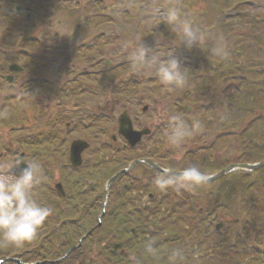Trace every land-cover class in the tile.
I'll use <instances>...</instances> for the list:
<instances>
[{
    "label": "flooded vegetation",
    "instance_id": "1",
    "mask_svg": "<svg viewBox=\"0 0 264 264\" xmlns=\"http://www.w3.org/2000/svg\"><path fill=\"white\" fill-rule=\"evenodd\" d=\"M0 3L7 4L0 16L3 31L10 26L15 28L14 33L27 45L39 47L45 42V38L33 35L46 25L43 20L52 27L53 0H0ZM83 25L76 24L78 28ZM27 33L32 35L26 39ZM45 33L52 35L53 28L45 29ZM103 35L95 39L89 34L78 53H74L76 47L72 44L61 47L63 50L54 62L61 66L67 61L66 69L70 68L71 74L76 71V79L67 84L55 80L54 92L48 90L51 95L40 91L45 90L44 85L28 87L27 92L37 89L46 92L47 96L39 99L50 102L48 105L53 109L49 133L54 147L48 172L52 181H41L37 175L43 167L35 171L28 163L34 180L13 178L12 185L22 193L42 190L41 195L53 198V206L48 207L41 198L36 201L40 211L49 213L48 219H42L37 211L26 207L28 201L34 204L31 201L36 199L24 198L23 207L18 206L25 215L23 223L31 213L34 222L41 223L40 228L50 229L49 232L53 229V264H264V209L254 205L264 201V168L251 174L242 169L250 161L248 157L242 156L236 162L225 153L220 152L218 157L217 142L230 137V123L222 124L228 128L226 131L223 128L225 132L220 133L216 142L210 138L213 120H206L202 126L201 119L191 118L199 114L196 105L177 107L181 111L174 118L164 117L155 123L145 122L144 115L152 111L147 106L142 110L143 119L124 111L133 131L149 132L132 146L120 134V118L114 116L117 107L108 106L109 102L100 105L88 98L95 92L94 87L82 81L95 74L101 79L105 77L110 63L103 59ZM89 52L98 53L96 65L103 59L102 67L91 72L88 64L81 71L74 70L82 62L72 64L69 59L78 56L83 60ZM145 57L141 54V61ZM17 59L8 66L0 64L1 82L5 79L10 83L13 78L10 83L13 84L16 74L40 75L46 67L51 68L46 62L52 58L45 54L27 52ZM13 66L21 70L13 71ZM35 81L39 83L40 79ZM29 102L34 107L33 101ZM47 107L36 104L33 109ZM107 124L112 126L108 130ZM171 138L174 143H170ZM245 151L251 152L250 148ZM223 155L224 165L219 163ZM19 156L13 158V167ZM225 170L228 172L213 182L168 174L190 173L205 179ZM10 188L9 184H0V189ZM249 191L257 192L259 200L249 196ZM239 197L244 207L251 205L243 213L244 218L240 206L234 205ZM3 219L8 222L7 216Z\"/></svg>",
    "mask_w": 264,
    "mask_h": 264
},
{
    "label": "rangeland",
    "instance_id": "2",
    "mask_svg": "<svg viewBox=\"0 0 264 264\" xmlns=\"http://www.w3.org/2000/svg\"><path fill=\"white\" fill-rule=\"evenodd\" d=\"M0 5H3L1 16L7 4ZM43 22L46 25L39 29L40 33L33 35L37 39L45 38L39 47L25 44L22 38L20 41L15 28L7 27L6 33L0 26V64H13L20 54L27 52L52 58L46 62L51 68L46 67L40 75L16 74L13 84L6 83L5 79L1 82L0 73V156L4 154L0 159V184L11 187L0 189V260L3 264L53 263V229L49 232L50 229L40 228L41 223L34 222L35 216L31 213L25 218L28 222L23 223L24 214L18 207L19 201L34 197L36 200L31 202L36 205L28 201L26 207L37 211L42 219H48L49 213L40 211L36 201L41 198L51 207L53 198L41 195L42 190L19 192L7 171L14 165L13 158L25 152L33 170L43 167L44 172L41 170L37 175L40 180L52 181L48 172L54 147L49 133L53 109L48 105L50 102L39 97H46V92L51 95L48 90L56 89L55 80L65 83L76 79L77 72L71 74L70 68L66 69L67 61L61 66L54 61L63 50L61 47L72 44L76 47L74 53H78L89 34L95 39L104 34L103 59L110 65L102 79L97 74L89 80L82 79L95 90L88 98L100 105L109 102L108 106L117 107L114 113L117 118H122L128 110L131 117L143 119L142 110L147 106L152 111L144 115L145 122L154 123L164 117L174 118L181 111L177 107L196 105L199 114L191 118L201 119L202 126L208 119L214 121L210 138L217 142L220 133L229 127L230 137L217 142L218 157L221 152L228 158L232 156L235 162L242 156L252 161L264 158V73L256 71L264 68V0H53V25ZM77 23L84 25L78 28ZM52 28V35L45 33V29ZM31 35L27 33L25 38ZM61 42L66 44L62 46ZM90 53L83 60L72 56L69 59L72 64L83 63L73 69L81 71L89 64V71L97 72L103 59L96 65L98 53ZM139 53L146 56L143 61ZM35 79L40 82H34ZM42 85L45 90L40 91H46L45 94L38 89L27 92L28 87ZM249 89L257 94L246 101L241 93ZM29 101H33L34 107ZM36 104H47L48 109H33ZM245 108L253 114L244 111ZM128 120L133 130L129 117ZM226 123L230 125L225 128L222 124ZM17 126L20 128L14 131ZM111 127L107 124L105 128ZM174 142L171 138L170 143ZM249 148L248 153L245 150ZM219 163H226L224 155ZM251 191L254 190L251 188ZM251 191L249 196L259 200L257 192ZM241 201V197L235 199L234 205L240 206L239 212L242 211L244 218L243 213L251 205L244 207ZM254 205L264 209L262 200L260 205ZM4 216L8 222H4Z\"/></svg>",
    "mask_w": 264,
    "mask_h": 264
},
{
    "label": "water",
    "instance_id": "3",
    "mask_svg": "<svg viewBox=\"0 0 264 264\" xmlns=\"http://www.w3.org/2000/svg\"><path fill=\"white\" fill-rule=\"evenodd\" d=\"M11 70L19 71L21 69L17 66H13L11 67ZM120 134H122L129 141V143H131V145L134 146L140 140L141 136L144 134H147V132L146 131L142 133L133 132L129 120L127 119L126 116H123L120 120ZM17 161L20 162V164L16 165L13 169H11L8 172V174L11 176H15L17 178L23 179V180H31L32 172L29 169V166L27 165L26 161L24 160V155H22ZM263 166H264V163L257 165V166H244V167L252 171H255V170L262 168ZM153 167L155 166L153 165ZM170 174L174 176H179L178 174H174V173H170ZM224 174L225 172L217 175L214 178H210L206 180H201L196 177L193 178L189 174H182V175L191 177L200 182H210V181L217 180L218 178L222 177Z\"/></svg>",
    "mask_w": 264,
    "mask_h": 264
},
{
    "label": "trees",
    "instance_id": "4",
    "mask_svg": "<svg viewBox=\"0 0 264 264\" xmlns=\"http://www.w3.org/2000/svg\"><path fill=\"white\" fill-rule=\"evenodd\" d=\"M259 41V40H258ZM256 43H257V40H256ZM262 47V46H261ZM263 49V48H262ZM261 48H260V50H262ZM248 70H252V67H249L248 68ZM247 70V71H248ZM257 71V73H260V72H262V73H264V68L260 71L259 69H257L256 70ZM255 94H257V93H254V92H252L251 91V89H249V91H247L246 93H241V95H243V96H241V97H243L244 98V100H246V101H250V100H252V98H253V96H255ZM245 95H247V96H245ZM242 110V109H241ZM244 111H247V112H251V111H249V110H247L246 108L244 109ZM253 114V112H251V115ZM15 257V256H14Z\"/></svg>",
    "mask_w": 264,
    "mask_h": 264
}]
</instances>
